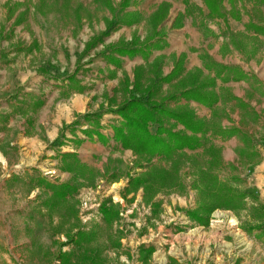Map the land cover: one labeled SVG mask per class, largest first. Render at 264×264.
Returning a JSON list of instances; mask_svg holds the SVG:
<instances>
[{
    "label": "crops",
    "instance_id": "obj_1",
    "mask_svg": "<svg viewBox=\"0 0 264 264\" xmlns=\"http://www.w3.org/2000/svg\"><path fill=\"white\" fill-rule=\"evenodd\" d=\"M234 3L232 16L208 17L209 9L202 0H131L119 12L120 18L117 15L109 16L107 24L114 28L109 35L112 41L109 49L95 58L94 64H78L74 76L70 78L74 71L60 67L67 64L69 50L63 47L68 45L63 43L62 37L56 50L49 48V28L52 30L53 27L44 24L49 22V15L39 14L37 0H0L2 167H7L6 158L11 163L17 161L22 145L26 147L31 163L32 156L39 153L42 144L52 141L50 134L58 133L62 124L73 121L76 115L83 113L91 117L92 124L89 125V121L87 125L83 124L81 118L75 128L71 127V136L78 145L72 154L76 162L94 170L106 156L111 153L112 156L116 155L113 148L119 146L112 138V128L118 122L115 110L120 104L110 102L107 97L111 96L113 89L115 95H122L123 88L131 87L136 71L137 78L141 76L138 79L143 83L145 76H157V96L166 86L175 84L179 90L169 93L174 96L169 101L189 104L193 112L206 121L215 118L221 120L223 127L217 130L235 129L229 137L230 147L236 148L242 143L240 147L254 152L255 159L249 165L253 168L252 172L242 175L241 179L250 186L253 184L252 187L262 195L264 5L254 0H242V3L234 0ZM253 3L256 11L251 13ZM223 6L229 10L228 0H223ZM9 7H12V14L7 16ZM138 14L141 18H138ZM101 28L104 30L106 27ZM7 30L8 35L12 36L10 42L6 39ZM86 31L83 25L81 35L85 36ZM94 33H91L92 37L98 34ZM120 38L125 42L131 41V45L117 44ZM118 46L132 47L137 53L133 56L119 55L111 50ZM103 56L107 63L103 64ZM178 58L182 62H177ZM130 60L132 63H129ZM103 65L109 69L104 74L111 78L102 79ZM175 66L177 74L164 80ZM97 75L99 78H96ZM193 87L201 88L204 102L180 97L183 90ZM210 101L213 105H210ZM231 117L235 118L234 122L227 121ZM85 129L90 130L91 134H86ZM97 132L103 134L105 140H99ZM240 140H246V146ZM221 144L225 145L223 142ZM23 166L18 173L12 171L17 174L13 177L19 185L16 188L18 198L13 205L18 233L10 244H16L22 253H28L31 263L49 264V258L38 261L34 254L39 247L49 251V239L45 238L43 232L49 229V221L53 222V217L49 220V201H62L65 198L67 202L73 192L64 189V198L55 195L60 186L57 181L40 175L32 164ZM65 173L66 179L75 185L96 179L94 175L85 173L87 180L84 177L73 180L71 173ZM0 176L4 177L3 174ZM4 183L2 181L0 186L3 196ZM2 233L1 230L0 243L4 244Z\"/></svg>",
    "mask_w": 264,
    "mask_h": 264
},
{
    "label": "rangeland",
    "instance_id": "obj_2",
    "mask_svg": "<svg viewBox=\"0 0 264 264\" xmlns=\"http://www.w3.org/2000/svg\"><path fill=\"white\" fill-rule=\"evenodd\" d=\"M122 1L37 0L39 14L49 15V22L44 24L47 25L46 27H53L52 30L49 28V48L56 50L62 37H64L63 43L68 45L63 47L69 50L67 64L60 66L61 68L71 69L74 71L71 74L73 75L78 64H94V59L99 58L101 53L109 49L112 45L109 35L114 29L107 24L109 16L119 17V12L123 11L131 0H126L125 6H122ZM236 2L242 3V0ZM235 4L233 2L231 16L234 14ZM6 11L7 16L12 14V7L7 8ZM137 16L141 18V15ZM83 25L87 29L85 36L80 33ZM104 26L106 28L103 30L101 27ZM107 28L111 30L101 42H96L91 48L86 47L90 40L101 35ZM8 33L9 30L6 39L10 42L12 36L10 37ZM91 33L98 34L92 37ZM117 44L131 45V41L125 42L120 38ZM181 60L178 58L177 62H182ZM102 61L103 64L107 63L104 56ZM129 63H132V60ZM104 67L103 65L102 79L111 78L104 74L109 72V69ZM156 77L145 76L143 83L134 71L131 87L123 88L122 95H115L113 89V93L107 98L118 105L124 104L131 97L146 99L147 94L144 90L148 87L153 94L151 98L160 101L168 97L169 93L179 90L175 84L166 86L157 96ZM96 78H99L98 75ZM147 84L148 86L144 87ZM137 87L141 92L136 90ZM165 102L169 109L194 111L189 104ZM84 115L88 114L76 115L73 121L62 124L58 133L50 134L49 138H52V141L42 144L39 153L32 156L31 163L27 157L28 151L23 145L17 161L11 163L6 158V168H3L0 162V174L4 176L0 178V186L2 181L5 182L3 185L5 196L0 191V231L3 232L1 237L5 242L0 243V264H34L30 262L31 257L28 253H22L19 246L10 244L14 238H17L18 233L15 228L18 223L16 225L14 221L13 205L14 200L18 198L16 188L19 185L13 177L17 174L12 171L15 167L26 164H32L40 175L51 181H57L59 185L72 184L71 186L67 184L69 187L66 186L65 189L70 193L73 192V196L67 202L64 201V196H62L64 202L60 199L49 201V204L51 202L49 220L53 217V222L49 221V229L43 231L45 238L49 239V251L41 247L35 249L34 254L38 261L49 258V264H93L89 262L92 258L97 264H154V251L157 246L147 242L153 238L165 237L167 242L162 241L164 243L162 248L167 255L163 250L156 254L163 255L164 258L166 256L167 260L164 264L171 262L173 264H264V193L261 195L252 187L253 184L250 186L241 179L242 175L252 172L253 168L249 165L255 160L254 152L241 148L242 143L236 148L230 147L229 137L233 134L228 137L217 135L216 130L223 127L221 120L216 118L205 120L210 128L208 144L217 148L218 153V162L214 163L212 172L221 183L238 191L246 190L248 195L244 198L237 197L229 206L216 207L205 215L207 222L200 223L190 217L189 211L195 210L200 204L216 202L214 197L209 199L204 193V191L210 192L211 178L198 182L199 171L209 168L210 163V159L201 149L185 150L171 159L162 157L147 159L131 150L122 149L118 144L119 147L113 148L116 155L112 156L111 153L97 168L89 170L85 166H80L72 155L78 145L72 138L70 130L71 127H76L81 118H83L82 123L87 125L88 121L84 120ZM117 120L114 126L119 123V116ZM227 121L234 122L235 118L231 117ZM90 122L91 117L89 125L92 124ZM166 123L170 124L169 121ZM155 127V124H151L150 130L154 132ZM176 128L182 129L180 125ZM240 142L245 146L247 144L246 140ZM38 143L41 145L40 142ZM98 161L100 158L97 163ZM40 168H51L55 172L48 177ZM65 172L71 173L70 178L73 180L83 178L85 173L89 176L94 175L96 179L81 184L77 182L75 185L66 179ZM84 178L87 180V177ZM134 178L156 181L160 186L157 184L156 188L150 186L148 189L145 184L130 186ZM90 190L94 191L93 195L81 203L80 195ZM85 202L88 209H82ZM134 203L137 205L134 206ZM103 208L114 211L110 221L105 220ZM80 210L83 211L80 213ZM86 217L89 218L85 219ZM78 231L92 234L90 240L84 241L81 247L74 241H69V238L73 240L76 238L75 234ZM83 250H87L88 253L85 255L90 257L85 262V259L81 260ZM64 254H68V258L63 257ZM126 258L129 263L125 262Z\"/></svg>",
    "mask_w": 264,
    "mask_h": 264
},
{
    "label": "trees",
    "instance_id": "obj_3",
    "mask_svg": "<svg viewBox=\"0 0 264 264\" xmlns=\"http://www.w3.org/2000/svg\"><path fill=\"white\" fill-rule=\"evenodd\" d=\"M208 7L209 12L206 16L212 17L218 15L225 17L226 14L232 13L234 0H228L230 3V9L225 10L223 6V0H202ZM258 4L264 5V0H256ZM122 6L126 5V0L121 2ZM253 6L252 11H256ZM111 28H107L105 32L96 38L90 40L86 47L91 48L96 42H101L103 37L110 32ZM119 55L133 56L137 51L132 47L118 46L111 49ZM176 66L173 71L164 80H168L173 75L177 74ZM74 76H69L72 78ZM139 92L141 90L137 87ZM147 97L137 98L131 97L124 104L120 105L115 113L119 116L120 120L117 125L113 127L112 138L122 149H128L132 152L151 159L153 157H162L165 159L173 158L177 153L185 150H197L201 149L203 154L210 159L209 168L201 169L200 175L197 177L198 182H202L204 179L211 178L210 192L204 191L205 195L210 199H215L216 202H210L208 204H200L195 210L189 211L191 218L197 220L200 223L207 222L208 213H211L218 206H229L237 197L244 198L248 194L247 192L238 191L228 185L221 183L218 178L213 174L212 167L215 162H218V153L212 144H208V132L210 130L207 122L204 119L199 118L191 109H169L165 101L174 99L173 95H169L160 101H155L151 89L145 88ZM180 97L185 100H194L197 102H204V93L201 88L193 87L187 88L180 93ZM212 102V101H210ZM213 105V102L210 103ZM84 120L90 121V116L84 115ZM166 121L170 124L167 125ZM155 124V131L150 130V125ZM180 125L182 129L176 127ZM86 134H91L90 130H84ZM235 129H220L216 130V134L228 137V135L234 134ZM99 140H105V136L100 132L96 133ZM145 184L147 189L150 186H157L158 182L148 181L145 178H134L130 186L137 187ZM159 185V184H158ZM67 185L60 184L59 190L55 191V195L62 197L65 196L64 189ZM160 186V185H159ZM209 188V187H208ZM205 203V202H204ZM105 220L110 221L114 216L112 209L103 208ZM91 233H84L78 231L75 234V239L69 238V241H74L81 247V244L90 240ZM87 250H83V256L81 260L87 261L89 255ZM62 256V255H61ZM68 254H64L63 257L68 258ZM90 263L93 262L92 258L89 259ZM170 264H173L172 262Z\"/></svg>",
    "mask_w": 264,
    "mask_h": 264
},
{
    "label": "built area",
    "instance_id": "obj_4",
    "mask_svg": "<svg viewBox=\"0 0 264 264\" xmlns=\"http://www.w3.org/2000/svg\"><path fill=\"white\" fill-rule=\"evenodd\" d=\"M0 162H2V163H4V160L3 159H0ZM24 166H17V167H15L14 168V170H13V172H19L22 168H23ZM42 171H43V174L45 175V176H48L49 177V175L50 174H52L53 172H55L54 171V169H51V168H40ZM94 191L93 190H90V191H87V192H85V193H83V194H81L80 195V199H82V201H81V203L82 202H84L83 200H87L89 197H91L93 194ZM122 205V204H121ZM137 204L136 203H134V206H136ZM88 209L89 207L87 206V204H86V202H85V204H84V206L82 207V209ZM81 211H83V210H80V213H81ZM89 217H86L85 219H88ZM151 237H153L152 235H151ZM158 240H163L164 242H167V240H166V238L165 237H158V238H153L152 240H150L149 242H147V243H154L156 246H157V248H156V250L154 251V258H155V262H154V264H164V263H161V262H159V261H157V256H156V253H158V251H160V250H163V245H164V243H163V245H159V244H157L156 243V241H158ZM164 251V250H163ZM164 253H166L165 251H164ZM166 255H167V253H166ZM166 260H167V258H166ZM125 262L126 263H129L128 262V260H127V258L125 259Z\"/></svg>",
    "mask_w": 264,
    "mask_h": 264
},
{
    "label": "bare ground",
    "instance_id": "obj_5",
    "mask_svg": "<svg viewBox=\"0 0 264 264\" xmlns=\"http://www.w3.org/2000/svg\"><path fill=\"white\" fill-rule=\"evenodd\" d=\"M246 238V237H245ZM162 241L163 240H159V241H156V243L157 244H159V245H162L163 243H162ZM162 250H160V251H158V253H160ZM157 254V253H156ZM166 254V253H165ZM157 256V261H159V262H161V263H164L165 261H166V256H165V258H164V256L163 255H156Z\"/></svg>",
    "mask_w": 264,
    "mask_h": 264
}]
</instances>
